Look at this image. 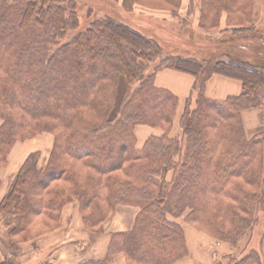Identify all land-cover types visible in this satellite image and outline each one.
<instances>
[{"label": "trees", "instance_id": "16d2710c", "mask_svg": "<svg viewBox=\"0 0 264 264\" xmlns=\"http://www.w3.org/2000/svg\"><path fill=\"white\" fill-rule=\"evenodd\" d=\"M4 1L0 0V53L1 50L4 52L2 57L0 56V73L2 74L0 79L2 87L0 167L6 163L8 149H11L18 139L25 136H27L26 138L32 137L37 133L31 131L29 124L25 125L17 121V119H22V115L33 119L32 122H39L44 118L49 120L48 123L52 127V121L57 123L59 119L65 120V122L72 121V124L76 125L80 136L73 139V135L68 134L70 137L66 135L63 143H58L57 138L58 145L56 144L55 151L52 153V159H50L52 162H49L50 168L47 171L42 173L36 170V154L32 155L23 165L9 193L0 202V217L5 220L4 224L10 228L12 235L26 233L32 216L41 217L46 215L42 206H44V211L59 210L55 209L56 204L53 201L48 204H43V202L49 195V188L54 182H66L70 179L67 174L69 161L81 164L93 171L97 170L101 176H105L104 185L108 186L111 183L109 175L121 171L124 160H130L133 165L128 166L125 173L132 174L133 172V176H136L137 172L138 177H144L148 186L149 183L151 185L157 184L156 181L150 178H153V175L160 171L151 169L147 174V167H141V164L148 158L152 162H158L163 155H147L148 151L146 149L144 151L143 149L136 150L130 138H127L131 134L134 135V132L129 131L125 134L127 136L126 143H123L118 150L117 159L111 164L101 167L96 166L92 164L91 159L96 157L97 160H100L101 155L105 153V150L102 149L104 144L107 143L106 146L109 145L108 148L110 149L113 142L112 139L108 140L109 136L113 135L109 123L101 126H98V124L90 125L83 119L75 117L76 114H69L68 112H71V109L80 110L78 105H87L93 100H98V96H100L105 97L104 101H97L98 105L89 104V110H93L96 105L99 112L103 111L102 117L106 118L104 106H106V101L109 102L106 98L114 93L118 71H121V75L129 85L137 80V76H135L129 62V56H132L147 62L148 66L156 65L154 71L144 78L146 83L156 92L152 99L148 100H152V102L161 100L162 107L155 115L164 114L167 120H172L175 117L178 98L169 90L157 88L154 85L157 72L163 68H172L196 78L197 81L194 85V91L197 90L198 94L194 101L196 107L192 110L190 108V103L194 98L192 96L189 98L181 117V123L184 124V129L187 132L185 134V153L182 154L183 161L180 164V174L178 176L180 187L174 186L177 187V191H174V187L172 190L170 188L169 196H173L174 192H180L179 198L175 201L176 206L179 207V209H176L178 214H183L189 208L198 212L199 210L205 211L204 213L208 215L209 221L220 217L221 222L217 225L218 231H216L218 238L230 241L232 245H235L237 243L235 238L230 239V236H225L223 229L226 228L228 235L231 230L237 232L242 228L248 231L252 227L247 226L250 224L249 217L252 213L250 201L253 202L254 197L258 196L259 193L253 191L248 193L247 188L249 186L257 191L262 190L263 185L262 178L257 179L258 181L255 182L253 177L248 174L249 172L254 174L260 168L258 165L260 160L255 159L254 154H259L263 141L261 142L258 138L245 141V136L240 128L243 126L241 112L246 108L256 107L260 104H256V100L258 94L264 88V60L261 61L258 57L263 56L262 58H264V44H249L247 42L246 46H232L234 40L226 42L221 38L213 44L218 47H209L204 52L200 48V51L193 57L187 56L186 51L170 50V55H165L162 53V44L156 33H151V31L143 33L120 21L104 20L102 23V21L97 20L83 34L80 33L74 41L66 43L64 47L57 50H52L51 46L55 45V42L51 46L43 48L40 45L45 36L47 40L51 41L55 39L54 32L57 34V24L53 22L51 16V8H54L53 3L56 0H21L24 5L21 15L15 17L12 16V13L8 20H4L1 15L5 11ZM172 2L176 4L172 6L173 8H177V6L179 8L180 0H173ZM202 4L203 25L206 27L207 32L219 27L220 13L223 12L228 15L229 23L227 22V25L232 27L231 32L233 35L247 34L254 27L253 13L251 12L253 0H202ZM245 6L250 7V10L247 9L246 11ZM56 9H59V6ZM236 13L241 16L234 19L233 16ZM59 14L63 18L60 10ZM212 15L218 18L214 17L212 19V26L206 25L204 20H208ZM233 19L234 22L232 23L230 20ZM8 27L11 28L10 33L7 31ZM227 31L229 30L221 31L220 34H225ZM15 33H17L16 37L13 36ZM51 35L52 37H50ZM247 40L255 42L257 38ZM262 42L264 43V41ZM151 48L157 49V53L154 52L157 54L155 60H151L146 54ZM204 48H206V45ZM189 52L192 51L189 50ZM157 57H159V61H156ZM101 62L108 65L109 68H101L99 65ZM99 70L101 73L98 76L97 72ZM141 71L147 74L144 69ZM8 73H11L14 78L9 88H7L8 85L4 84V74ZM214 75H223L240 80L242 83L241 95L224 101L207 98L204 94L205 83ZM107 79L109 85H104L103 83ZM87 80H89L88 85L86 84ZM66 91H72L73 96L64 94ZM36 92L37 97L34 95ZM53 92L54 94L57 93L54 102L58 105L60 101H63L66 106L64 118H61L55 109H32L33 101H36L40 95L45 96L48 93L51 95ZM61 93L66 98L60 96ZM24 96L27 97L25 104L21 103V98H24ZM69 100L72 101V104L67 105ZM147 103V99H144L143 104ZM261 103L264 105V98ZM141 104L134 109L136 111L134 117L142 116ZM142 117L143 119L149 118L148 116ZM154 118L151 117V119ZM169 124L167 123V125ZM125 130H128V128ZM115 138L121 140L119 137ZM77 139L79 141H76ZM98 143L99 147L97 149ZM164 145L165 150H167L164 152L168 155L170 145L169 143ZM88 146L96 147L98 152L86 150ZM57 148L63 151V156L65 155L66 158L62 159L61 155H56ZM252 155L254 161H252ZM106 157L110 158L109 155ZM167 159L171 161L170 155ZM55 160L59 161L62 169H53V171L48 172L54 165ZM60 161H63L65 165L61 166ZM247 167H249L248 171ZM207 168H210V170ZM208 172L216 174V180L211 176L210 182L206 184H212L215 181L216 189L210 197L205 196V199H209L208 203L201 205L198 199L200 196H204L201 186L205 183V177L210 174ZM68 173L72 177L71 183L73 181L75 185L84 183L75 175L77 173L74 171H68ZM100 184V180L96 183L92 182L91 190L77 192L80 199H83L81 203V205L83 204V213L92 205L97 196L103 197L102 188H99ZM95 187L98 188V192ZM35 188H39V190ZM163 191L162 189L157 195L160 203L166 201L165 196L161 197ZM37 193L40 194L39 197ZM155 197L156 194L149 193V200L146 201L149 204L154 203L157 201ZM221 199L226 200L223 203L217 202L213 205L214 201ZM231 201L238 203V206L232 209L229 205ZM109 204L114 205L111 200H109ZM84 221L89 227H96L89 225L87 219ZM52 223L56 227L58 222L56 223L55 219L52 218ZM198 226L202 225L198 224ZM171 230L169 225L157 230L155 228L151 232L156 234L145 232L147 235L144 240L138 237L135 228L129 232L117 233L112 239L110 256L119 254L129 258L140 253H147L150 256L158 253L162 256L163 264L167 256H170L167 260L170 264L176 256L181 257L186 253L184 242L181 243L180 240L178 243L176 240L178 236L181 237V230L178 229L176 233H172ZM179 239H182V237ZM169 248L171 250H168ZM250 259L251 254L247 253L246 256L233 264H250ZM255 259H257V263H260L259 256H256ZM109 261L110 257L104 262L83 264H107ZM0 264L8 263L0 259Z\"/></svg>", "mask_w": 264, "mask_h": 264}, {"label": "rangeland", "instance_id": "374dc122", "mask_svg": "<svg viewBox=\"0 0 264 264\" xmlns=\"http://www.w3.org/2000/svg\"><path fill=\"white\" fill-rule=\"evenodd\" d=\"M172 1L56 0L53 3L54 8H51L53 10V11L51 10V16L53 22L57 24V34L54 32L55 39L51 41L47 40L45 36L41 40L40 47L43 48L45 46H51L53 42H55V45L51 46L52 50H57L58 48L64 47L66 43L74 41L80 33L83 34L86 30H88V28H90V26L93 25L97 20L102 21V23L104 20L120 21L129 25L131 28L139 30L140 32L144 33L146 31L148 33V31H151V33L152 32L156 33L162 44V49H161L162 53L165 55L166 54L170 55L169 53L170 50L184 52L190 49L194 55L198 53L201 48V51L204 52L207 51V48L209 47L212 48L218 47L216 46V44L215 45L213 44L215 43L216 40H219L221 38L224 39L226 42H229L230 40H234V45L232 46H236V45L240 47H242L241 45L246 46L247 42L249 44H253V43L264 44L262 42L264 41V21L262 14V12L264 13V0H253V6L251 7V12L253 13L254 27L252 28V30H250L251 32L244 35L241 34L233 35V33L231 32L232 27L227 25L229 22H228V15L226 12L220 13L219 27L213 29V31L207 32V30H205L206 27H204L203 25L202 0H180L179 8L178 6L177 8H173L172 6L176 4H174ZM4 5H5V9H4L5 11L1 14L4 20H8L11 17L12 13H13L12 16L19 17L24 9V5L22 4L21 0H5ZM57 6H59V9H56ZM245 9L246 11L247 9L250 10V7L245 6ZM59 10L62 12L63 18L60 16ZM256 10H258V12ZM239 16L241 15L239 13H236V15L233 16V18L237 19ZM214 17L216 16L214 15L210 16L208 20H204V23H206V25H211V21ZM234 19L230 21L233 23ZM256 21L259 23H256ZM93 27L94 29H96L95 26ZM10 30L11 28L8 27L7 28L8 33H10ZM224 30H229V31H227L225 34H220L222 33L221 31ZM13 36L16 37L17 33H15ZM50 37H52V35ZM252 38H257V40L255 42H249L247 40V39L252 40ZM205 45L206 48H204ZM154 52L157 53V49L151 48L146 53L151 60H155L157 56V54ZM3 54L4 52L1 50L0 56L2 57ZM159 57H157L156 61H159ZM262 57L263 56H259L258 58H260V60L263 61L264 58ZM129 62L133 69V72L135 73V76H137V80L134 81L133 84L129 85L126 79L123 78V76L121 75V71H118L115 80L116 82L114 85L115 87L114 93H112L110 97L106 98V100H109V102L106 101V106H104L106 118L102 117L103 111L101 110V112H99V108H97L96 105L93 110H89V104H93V103L97 104V101H104L105 97L102 98L100 96H98V100L97 99L93 100L87 105L85 104L78 105L80 107V110L71 109V112L70 111L68 112L69 114L70 113L76 114L74 115L75 117L77 116L78 118L83 119L84 121H86V123H89L90 125L98 124V126H101L104 125L105 123H109V128L111 133L113 135H116L114 137L113 135H111L109 136L110 138H108V140L110 139L113 140L110 149L108 148L109 145L106 146L107 143H105L102 148L103 150H105L104 154H107L106 156L109 155L110 158H107L104 154H102L100 160H97L96 157L91 159L92 164L96 166L101 167L104 165H108L113 163L117 159L118 150L123 145V143H126L127 136L125 134L126 132L129 131H131V133L134 132V135L131 134L127 138H130V141L132 142V144H134L136 150L140 151L143 149L144 151L146 149L148 151L147 155L148 154L163 155L162 157H160V160L158 162H152L150 158L145 160L147 158L146 157L144 159L145 162L141 164V167L142 166L147 167V174L151 169H156L160 171L159 173H155V175H153L154 176L153 178H150L151 180L156 181L157 184L151 185L149 183L148 186L144 177L143 176L138 177L137 172H136V176L135 175L133 176V172L132 174L125 173L127 167L133 165L130 162V160H124L121 171L109 175V179L111 183L108 186L104 185L105 176L104 177L101 176L97 170L93 171L90 168L85 167L81 164L75 163L73 161H69L68 162L69 168L67 164L66 166H67V174L70 176V179L67 180L66 182L64 181L54 182L49 188L50 190L49 195L44 199L43 202V204L44 203L48 204L49 202L53 201L56 204L55 209H59L58 211H52L53 213L51 211H44V206H42L43 212L46 213V215H42L41 217L32 216L28 230L26 231V233H23L21 235H12L10 228L6 227L4 224L5 220H3L2 217H0V222L7 229L8 232L7 234L10 238V240L8 239V242L10 243L13 242L12 250L16 254L15 260L17 261L21 259V255L24 253L23 251H19V249L17 250V243H21L23 241H30L41 234L49 233L55 230L56 228H58L59 225L55 227L54 223H52V218L55 219L56 223L60 222L61 215L63 214L62 211L65 209V207L71 203H76L79 210L80 221L81 224H83L84 226L85 232L98 234L100 235L101 238L103 237V235H109L112 233L109 231L110 228L109 225L113 223V221L115 220L118 211H125L126 213L123 215V219H124V225L128 230L125 229L126 231H124V233L129 232L133 228H135L138 232V237L141 238V240L145 239V236L147 235L145 232H151L155 228L157 230L158 228H162L169 225L172 229L171 230L172 233H176L177 230L180 229L182 239H179L181 237L178 236L177 237L178 239L176 240L178 243L180 242V240L181 243L184 242V244L186 245V249H185L186 253L183 254L181 257L176 256L174 259H172L170 264H178V262L182 263L184 262L185 259L186 261H189L188 259L190 257L189 246L193 244H198V240H196L195 236H193L192 234L200 235L201 233H203V235H205V238L212 243L223 242L225 244L230 245L232 248H238V245L241 246V249L237 255L223 256L220 259H216L214 264H233L234 262L240 260V257L242 259L243 256H246L247 253L251 254L250 264H264V259L261 253L258 250H256V248L258 247L257 245L260 244V241L256 240L255 243L249 245L250 243L249 239L252 233L254 232L255 225L257 224L258 220L261 218L260 210L264 209V126L262 128L261 127L258 128L254 132L251 138H248V136H246L244 125L240 128V131L245 136L244 137L245 141L254 138H258L261 142L263 141L259 149V154L258 153L254 154L255 159L258 158L260 160V163L258 164L260 168L254 174H251L250 172L248 173L250 176L253 177L255 182L258 181L260 178H262L263 185H262V190H257V191H255L254 188L251 189L249 186L247 188L248 193L252 191L259 193L258 196L254 197L253 202L250 201V205L252 207V213L251 216L249 217L250 224L247 226H252V227L249 228L248 231L247 229L243 230L242 228L237 232H235V230H231L230 234L228 235L226 228L223 229L225 231L223 232L225 236L227 237L230 236V239L235 238V242L237 241L235 245H232V242L218 238L219 236L216 234V231H218L217 225L219 224V222H221L220 217L216 218V220L211 219L209 221L208 215L204 213L205 211L202 212V210L201 211L199 210L198 212L189 208H187L183 214L176 213L177 212L176 209H179V207L176 206L175 201H177V199L179 198L180 192H174L173 196H169L170 194L169 190L170 188L172 190L174 186L180 187L179 186L180 182H178L180 178L178 176L180 174V164L183 161L182 154L185 153V146H186L185 134L187 132V130L184 129V124L181 123V117L185 109L180 117L178 129L174 125L175 117L172 120H167L164 114L155 115V113L161 109L162 102L161 100L153 101V102L152 100H148V99H152V97L156 92L150 87L148 83H146V79L144 78L148 74H151L154 71L156 65L154 64L148 66L149 64H147V62H144L132 56H129ZM99 65L101 66V68H107V69L109 68L108 65L104 64L103 62L99 63ZM142 69H144L145 72H147V74L142 73L143 72L141 71ZM163 69H172V68H163ZM97 73L99 76L101 71L99 70ZM4 75H5L4 84L8 85L7 88H9V85L12 84L14 78L12 77L11 73ZM1 78H2V74L0 73V79ZM88 83L89 80L86 81L87 85ZM103 84L109 85V80L107 79L106 82L104 81ZM154 85L156 86L155 79H154ZM156 87L160 88L158 86ZM161 89H165V88H161ZM64 94L73 96L72 91H66V93ZM64 94L61 93L60 96L66 98ZM1 95H2V87L0 84V105L2 100ZM34 95L37 97L38 96L37 92ZM56 95L57 93L54 94V92L51 95L50 93H48L45 96H43V94L40 95L36 101H33L32 109H38V110L55 109V111L58 112L59 116L61 118H64V115L66 113L65 112L66 106L63 101H60L58 105L54 102L55 101L54 97ZM197 95H198L197 90H195L193 94L194 98L190 103L191 110L196 107L194 101ZM263 98H264V88L258 94V98L256 100V104L258 103L260 104L256 107L246 108L245 110L258 109L261 107L263 108V105L261 103ZM26 99H27L26 96H24V98L22 97L21 103L25 104L27 102ZM90 99L91 98L89 96V100ZM144 99H147L148 102L147 104H143ZM70 104H72L71 100L67 102V105ZM140 104H141V115L148 116L149 118L143 119L142 116L140 117L133 116L134 114H136V111H134V109H136V107ZM151 117H155V118L151 119ZM32 120L33 119H29L25 115H22V119H17V121L21 122L22 124L23 123L25 125L29 124L31 126L30 127L31 131L37 133L35 134V136L32 137L26 138L27 136H25L21 138L22 140L18 139L11 147V149L10 148L8 149L9 153L7 152L8 155H7L6 163L3 164L1 167L7 165L8 157L12 149L16 145V143L19 142L25 143L28 141H32L36 138H39L40 136H50L52 138V147L45 165L43 166L40 165L41 156L39 153L30 154L24 162L25 164L26 161L32 155L36 154L37 156L36 165H35L36 170L43 173L44 171H47L50 168V163L52 162L50 159H52L51 156L53 151H55L56 144L58 145V143H63L64 137L66 135L69 136L68 134L73 135L74 137L73 139H75L76 137H80L79 131L76 125L72 124V121L65 122V120H61V119L58 120V123L52 121V125H53L52 127L48 123L49 120H45L44 118L41 119V121L39 122H32ZM113 121L115 122L112 123ZM146 122H148V124H146ZM167 123L170 124L167 125ZM0 124L2 125L1 119H0ZM126 128H128V130H125ZM143 128L149 129L150 136L146 140H144L143 144L140 147L139 138L137 137V130H142ZM154 131H158L160 133L156 134L154 133ZM115 137H119L121 138V140ZM57 138H58V143H57ZM106 138H107V134H106ZM76 141L79 140L77 139ZM165 143H169L170 145L168 155H170L171 161L167 159L168 155L165 153L167 150H165L164 148ZM176 146H178V148H176ZM98 147H99V143L97 145V149ZM97 149L96 147L88 146L86 150L98 152ZM62 152L63 151L57 148L56 155H61L62 159L66 158L65 155L63 156ZM255 159H253V155H252V161H254ZM60 163H62L61 166L65 165L63 161H60ZM53 169H59V170L62 169L60 167L59 161L55 160L54 165L51 167V169L48 172L53 171ZM207 169L210 170V168ZM248 170L249 167H247V171ZM68 171L70 172L74 171L75 173H77L75 175L78 176L81 180H83L84 183L79 185L78 184L75 185L74 181L73 183H71L70 181L72 177L71 174L68 173ZM211 176L214 177V179L216 180V174L212 172L205 177V183L201 186V191L202 194L204 195V196H200V198L198 199V202L201 205L208 203L209 199H205V196L210 197L213 191L216 189L215 181L212 184H206L207 182H210ZM99 180L101 181L99 188H102L103 197L97 196L96 199L93 201L92 205L89 208H87V210H85V213H83L84 210V209L82 210L83 204L81 205L83 199H80V197L77 195V192H82V190H87V191L91 190L92 182L96 183ZM95 188L96 191L98 192V188L97 187ZM174 188H175L174 191H177V187ZM35 189L39 190V188H35ZM162 189L164 191L161 193V197L163 198V196H165V200H166L164 203L163 201L160 203L157 196L159 195V192L162 191ZM149 193L156 194L155 198L157 199V201L149 204L146 201L149 200ZM37 194L39 197L40 194L39 193ZM109 200L112 201V203L114 204L113 206L109 204ZM225 200L226 199L217 200L216 202L214 201L213 205H215L217 202L223 203ZM229 205L232 209H234L236 208L235 206H238V203H236L235 201H231ZM254 206H255V210H254ZM85 219L88 220L87 223L89 225L96 227L91 228L88 225H86L84 221ZM198 224H201L202 226H198ZM118 233H122V232H118ZM115 234L117 233H112L110 236L108 253L104 260L89 261L83 263H100L106 261V259L110 257V261L107 264H113L114 261L118 258L124 259L123 264H163L161 260L162 256L159 255L158 253H155L156 255L154 254L153 256H150L147 253H140L135 257H129L130 259L127 258L125 255H119V254H115V255L113 254V256H110L112 239ZM188 237L193 244L189 242ZM263 239H264V234H263ZM8 245L11 247V244ZM72 245L80 246L81 242L76 241L72 243ZM9 250L10 249H8L7 251ZM168 250H171V248H169ZM238 256L240 257L238 258ZM256 256L260 257V263H257V259H255ZM169 258L170 256H167L164 264H169L167 261ZM0 259L8 263L7 259L4 258L3 256L2 258L0 256ZM192 260H194V255L192 257Z\"/></svg>", "mask_w": 264, "mask_h": 264}, {"label": "crops", "instance_id": "0c3cea01", "mask_svg": "<svg viewBox=\"0 0 264 264\" xmlns=\"http://www.w3.org/2000/svg\"><path fill=\"white\" fill-rule=\"evenodd\" d=\"M256 11L258 12V10ZM262 14L264 21V13L262 12ZM256 23L259 22L256 21ZM189 50L186 51L187 56H192L193 53ZM196 81L194 76L173 69H163L155 76L156 86L169 90L178 98L174 118V125L177 129L186 103L195 92L193 87ZM241 93L242 83L236 78L214 75L205 83L204 94L211 100L224 101L231 97H238ZM241 117L246 136L251 138L258 128L264 126V105L263 108L243 110ZM154 133L159 134L160 132L154 131ZM149 134V129L137 130L140 147L144 140L150 136ZM51 147L52 138L50 136H40L32 141L16 143L8 157L7 165L0 167V202L10 191L20 168L28 156L32 153H39L41 156L40 165L43 166L48 159ZM62 213L60 222L57 224L59 225L58 228L49 233L41 234L30 241L17 243V250L24 252L21 259L17 261L15 260L16 254L12 250L13 242H8L10 238L7 229L0 222L1 258L2 256L6 258L9 264H81L89 261H102L107 256L111 234L128 230L123 219V215L126 214L125 211L117 212L115 220L109 225V231L112 233L103 235L102 238L98 234L85 232L76 203L66 206ZM260 213L261 218L255 225L254 232L249 239V245L259 240L260 244L257 245L256 250L261 253L264 259V209H261ZM192 235L198 240L199 245L193 244L188 237L189 242L193 244L189 246V261L185 259L184 262H178V264H214L216 259L227 255H237L241 249L240 245H238V248H232L223 242L212 243L205 238L203 233ZM76 241L81 242V245H72ZM8 244H11V247ZM8 249L10 250L7 251ZM193 255L194 260H192ZM123 263L124 259L118 258L113 264Z\"/></svg>", "mask_w": 264, "mask_h": 264}]
</instances>
